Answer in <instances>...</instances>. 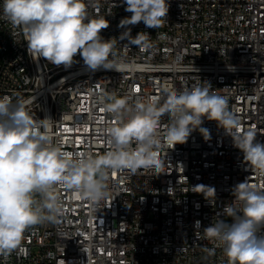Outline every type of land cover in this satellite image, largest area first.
<instances>
[{"label":"built area","instance_id":"built-area-1","mask_svg":"<svg viewBox=\"0 0 264 264\" xmlns=\"http://www.w3.org/2000/svg\"><path fill=\"white\" fill-rule=\"evenodd\" d=\"M0 0V97L23 101L30 116L48 118L53 143L72 154L93 156L108 150L103 129L115 123L104 110L111 101L129 103L162 98L164 89L197 85L229 97V108L244 129L264 143V0H169L163 26L130 25L131 35L148 33L150 48L119 40L126 12L123 0H87L91 17L103 16L105 40H116L115 59L126 66L89 69L79 54L70 67L56 66L27 53L22 29L4 17ZM231 70H230V69ZM163 103V99H161ZM169 122L165 114L161 129ZM207 142L194 131L185 144L158 152L159 172L114 170L109 195L93 204L57 186L64 213L55 222L29 227L21 247L0 254V264H228L222 248L203 229L223 215L242 182L264 191V177L248 165L232 137L206 118ZM43 131V129H41ZM214 187L206 200L193 189ZM38 202L42 197L36 194ZM200 221V229L195 222Z\"/></svg>","mask_w":264,"mask_h":264},{"label":"clouds","instance_id":"clouds-1","mask_svg":"<svg viewBox=\"0 0 264 264\" xmlns=\"http://www.w3.org/2000/svg\"><path fill=\"white\" fill-rule=\"evenodd\" d=\"M123 2L131 16L120 20L118 27L125 31L119 40L150 48L148 33L132 36L128 26L143 22L147 28L162 27L169 0ZM88 7L87 0H3L2 12L10 24L22 29L27 53L34 62L43 58L50 64L70 67L79 54L91 70L119 72L126 65L115 59L118 39L102 37L109 21L103 16L91 17ZM207 84L179 92L164 89L162 98L134 103L125 98L100 97L101 103L111 101L104 103V110L114 115L115 123L103 129L108 150L98 156L61 150L49 134L48 118L36 121L23 101L13 103L7 96L0 97V254L19 249L29 227L55 222L63 215L62 201L55 194L58 185L72 190L77 199L99 204L109 195L111 171L136 174L151 170L156 174L162 148L185 144L194 131H199L206 142L210 140L209 130L202 127L205 118L216 121L232 137L244 161L264 177V143L257 140L255 129L243 128L229 108V97L212 91ZM165 114L169 122L161 129ZM193 189L214 201V187L197 185ZM36 194L42 197L41 202L34 198ZM233 196L223 209L231 223L217 216L215 223L203 229L205 238L222 248L228 264H264V191L242 182L234 187ZM195 228L200 229V221L195 222Z\"/></svg>","mask_w":264,"mask_h":264}]
</instances>
